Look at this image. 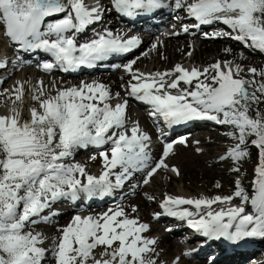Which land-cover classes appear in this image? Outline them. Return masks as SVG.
<instances>
[{
    "label": "snow or ice",
    "instance_id": "6c2138e0",
    "mask_svg": "<svg viewBox=\"0 0 264 264\" xmlns=\"http://www.w3.org/2000/svg\"><path fill=\"white\" fill-rule=\"evenodd\" d=\"M112 6L129 17L169 7L164 0H112ZM180 9L198 21L193 27L222 22L232 30L223 35L264 52V0H174V10ZM102 11L89 8L85 0H0V30L22 49L50 53L54 62H45V71L92 68L115 54L131 52L141 43L135 36L124 39L110 31L78 43L76 35L100 21ZM183 30L189 31L187 27ZM134 63L124 66L131 73L128 95L149 105L153 118H162L169 127L190 121L230 125L236 131L229 136L237 143L228 150L229 158L240 161L247 157L250 137H255L250 142L259 153L251 198L239 181L234 193L242 205L250 203L251 212L244 206L212 210L213 204H230L231 196L166 197L161 205L165 212L186 219L189 227L208 240H224L239 247L248 238H264V110L257 107L255 115H249L253 105L264 103V71L250 68L251 78H244L239 65L233 71L230 65L222 69L217 62L203 71L176 65L172 71L145 74L134 72ZM193 81L194 87H180L181 82L192 86ZM11 95L14 103L10 113L0 114V264H155L147 254L155 251L152 246L156 241L141 235L148 225L129 218L119 206L99 216H74L59 230L60 236L50 249L43 246L41 233L30 230L38 218L47 219L41 214L55 202L77 201L81 195L86 199L110 196L133 171L148 168L151 137L138 124L126 127L127 100L113 107L111 93L98 82L59 89L54 96L37 88L32 99L39 102V109L32 107L30 119L25 120L16 105L22 102L23 86H15ZM108 144L110 149L100 153L104 170L99 176L89 174L80 164L65 163L77 148ZM172 148V143L166 144L164 157ZM161 167H167L163 159L147 177ZM148 182L146 178L144 183ZM182 205H193L197 211ZM202 208L207 211L202 212ZM98 246L104 248L101 257L107 258L95 257Z\"/></svg>",
    "mask_w": 264,
    "mask_h": 264
},
{
    "label": "bare ground",
    "instance_id": "6f19581e",
    "mask_svg": "<svg viewBox=\"0 0 264 264\" xmlns=\"http://www.w3.org/2000/svg\"><path fill=\"white\" fill-rule=\"evenodd\" d=\"M100 1L102 3V2H105L106 0H100ZM187 2L190 3V2H192V0H187ZM180 12H181V14H183V17L181 18V20L179 22L180 24L182 22H184V24H186V25H188V24L189 25H195L198 23V21H196L195 18H192L188 21H185L188 14L184 9L171 10L170 13L167 15V17L164 20H162L159 27L154 28V30H151L150 32L139 30L142 33V34L140 33L141 38H142L141 43L136 48H134L131 52L125 53L124 56H122L120 59H124V58L129 57L127 62L129 60H131L133 58V55H134V54L131 55L133 52H136L137 49L142 47V46L146 47L148 45V43L145 44V42L149 41V38H152L154 36V33L160 34L166 28H169L170 24L174 23L172 20H174L175 14L180 13ZM101 15H102V17H101L100 21L93 23L92 25L88 26L87 29L83 33H79L76 35V39H77L78 43H81V42L83 43V42L87 41L91 36L94 37L97 33H99L102 30V28H105L104 25L106 23H107L108 27H115L116 29L121 30V27H122L121 21L118 22V19L115 17L113 9H110L109 12L107 10H104L101 12ZM107 15H110V16L107 17ZM187 22H189V23H187ZM144 23H146V22H144ZM175 24H177V23H175ZM141 25H143V24H141ZM186 25H184L183 27H185ZM205 26L211 27V30L207 29V30H204V32H202L206 35H210L208 38L203 37L202 34H199V31H197L199 28H206ZM219 26L224 27L223 29H225L224 31H221L222 33L232 32L231 28L228 25H225L219 21L213 22L210 25H201L199 28H196V27L188 28L189 29L188 32H184L183 28H180L178 34L166 35L162 38L161 42L158 41L157 45H155L156 46L155 49H151L153 47L148 46V48H146L147 53H144V55H141L139 58L134 60L135 63L133 65V69H138L139 67L140 68L146 67L149 70L145 71V74L150 73V69L152 71H161V70L172 71V70H174L176 63H177V64H180L185 69H188V70H191L192 68H197L200 71H203L205 68H210L215 63L220 62L222 69L225 68V64H228L232 67L233 71H235V67H236L237 63L233 60V56L230 54L231 52L229 53L228 50L226 52H224L222 50V47L219 44L211 43V42H216V41L220 42V41H223L224 39H227V38L218 36L219 35L218 29L220 28ZM212 31H216V32L213 35H211ZM82 34L85 36L81 37ZM232 35H235V33H232ZM186 38H188L189 40L187 41ZM195 38H198V39H196L197 41L195 40ZM230 39L232 40L231 42L234 43L232 45V47L235 48L237 51L239 50L238 47H236L237 42H238L237 44H239V48L244 49L243 48L244 47L243 42L236 41V40L232 39L231 37H230ZM206 41H210V42H206ZM176 42H178V44ZM9 44H10V42L8 40V45ZM250 49H251V47H249L245 50H250ZM23 51H24V55H28V56H34V55L41 56L43 53V51H41V53H40L39 50L23 49ZM175 51H178V53L175 54ZM160 52H163V55L165 56L164 62H161V60H160ZM189 53H190V55H189ZM255 53H257V50H255ZM152 54H154V57H153L154 60L152 59ZM28 58H31V57H28ZM33 59H34V57H32L30 60L33 61ZM145 59H148L147 62L151 61L152 67H150L151 64H149V63L147 64V62L141 63V65H139V62L141 60H145ZM178 59H182V60L179 61ZM118 60H119V58H118ZM152 60H153V62H152ZM115 61H117V59H115V58H113L111 60L101 61V62H98L97 65L92 67V68H83V69H79V70L74 71V72H68L66 74H63L60 72H55V74L52 75V76H54L53 79H50L51 76L45 75L44 74L45 72L43 73L40 70L35 71V74L36 75L44 74V78H42L43 81H42L41 87L43 88V91H44L46 96L54 95V89L56 90V93H57V91L59 89H65V88L73 87V86L79 87V86H81L82 83H89V82L92 83V81H93V82L102 83L107 87V89L111 93V100L110 101L120 102L121 98H124V93L127 91V84H126V87H123V89H122L121 83L122 82L126 83L128 80H131V73L130 74H128L129 72L124 73L122 70H117V69H116L117 71H113L112 69H110V67H104V69H106V70L101 69V64H106L107 66H109L110 64H113ZM230 61H232V62H230ZM47 62H49V60H47ZM141 62H143V61H141ZM173 63H175V65L173 67H164V68L160 67L161 65L165 66L166 64L171 66V64H173ZM156 64L158 65V67ZM201 65H206V67L205 68L201 67ZM16 70H17V75H18V67L17 66H14L11 71L7 72L6 81H7V78L10 77V75H12L16 72ZM19 73H20L19 74L20 77L19 76L16 77L17 81L10 82L7 86H5V88L0 87V114H9L10 113V109L13 107V103H14V97L11 95V90L15 86H18V85L23 86V96L27 92V89L25 86H27L29 88V90L33 89L31 93H34V94L36 92V89L39 88V87H37L38 86L37 82H39V80L35 83L33 80H30V79L28 80V76H30L31 73H33V68L31 65L25 64L22 67V72H19ZM89 74H91V76H86ZM151 74H153V73H151ZM57 75L59 77H61L62 79L64 78V80H68V79L69 80L70 79L71 80L77 79V80H73V82L69 83V82L62 80L61 78H59L60 80L57 79L56 78ZM240 75L244 76V74L242 72L240 73ZM33 78H34V75L32 76V79ZM201 78H204V77L201 76L200 79ZM4 79H2L0 82L3 83L5 81ZM133 82H135V81H133ZM35 84H37V86H35V88H34ZM53 84H54V86H52ZM193 85H194V81H193ZM5 89L9 90V92L5 93ZM172 91L175 92L176 90H172ZM31 93L29 94V96L31 95ZM8 94H10L11 96H9ZM29 100H30V97H29V99L27 98V100L25 102H23L22 104L16 103V105L17 106H23V105L25 106V104H27V106H28ZM110 103L112 105V102H110ZM132 107L137 108L140 112H138L137 114L134 115V112L131 111ZM36 108L39 109V105H37ZM126 115H127L126 127L128 129H130L133 122L137 121L138 124L144 126L145 128L150 129L152 135H154V132L150 128L151 127L150 122L148 121L147 117L144 115L143 111L141 110V108L139 106H137L133 103L129 104L127 106V109H126ZM223 127H224V125L218 124L215 121H190V122H187V124L185 125V129L188 130V132H187L188 136L186 138V142L188 143V147L190 150H189V152L187 151V153L184 155L183 158H180V157L177 158V160L180 162L182 172H184V170L187 168L191 174H196L197 171L198 172H200V171H202V172L214 171L218 167V163H216L214 160H213V162L211 161V158H214V152L211 151L210 147L208 146L211 143V140L208 139L210 137H208V138L206 137L205 134L207 132L205 130H204L205 131L204 132L202 130V128H206V130H208V129H212V131L214 130L213 132L210 133V135L215 137V133H216L215 130L217 128L220 129ZM231 127H233V126H231ZM197 128H201V129L198 131H195L194 133L193 132L190 133L191 130H195ZM189 133H190V137H189ZM195 141L196 142L199 141L200 144H203L204 150H201L200 152H196L193 149L194 146L196 145ZM193 143H195V144L193 145ZM180 145L181 144H177L176 146H180ZM99 148L100 147L92 146V145H89L87 147L77 148L74 150L72 156L65 160V163H68V164L78 163L79 164V163H82L84 161L86 163H88V161H89L88 157L93 156L92 155L93 153H95L96 155H100V153L102 151H107L110 149L108 146H105V145L102 146V148H100V149ZM159 149L160 148H154L151 151V156L155 157L158 154ZM191 150H192V153H191ZM89 152H91V153H89ZM206 157H209L210 160L208 159L209 161H207ZM90 164H93V163L90 162ZM100 167H102V166H99L96 168L98 169ZM142 171L143 170L133 171L131 177L133 176L135 178H139L141 176ZM162 171H163V168L159 169L156 174H153L151 177H149V182L151 179H152L151 182H153L154 178H157L158 173L159 172L161 173ZM89 174L93 175V173H91V172ZM130 178L128 180H126L120 188H118V189L116 188L113 190L114 198L105 197L100 202H95L91 206H82L84 204L83 200L85 199V197L83 195H81V198L78 200V202L76 204H72V202L70 203L69 199H61V200L55 202L50 209H46L45 212L41 214L42 217H47V219L44 220V219L38 218L37 223L34 225H31L30 229L36 233H41L44 237V245L43 246L51 248L53 241L55 239L54 237L58 236L57 231L62 229L64 226L68 225V223L73 219V214L76 212H79V211L74 210L77 208H83L80 211H84L88 215L99 216L100 214L103 213V211L108 212L109 209H116L119 206V207L124 208L125 212L129 216V218H135L136 216H134V214L131 213V211L129 210L130 208H128V205H131L130 203L133 202V203L138 205L139 210L142 212V215L140 216L142 220H140L139 218L136 217L137 219H139L138 220L139 223H142L140 221L149 220L150 216H152L150 209L154 210V211L158 210L159 211L158 214H161L163 211V209L161 208V205L163 204L165 198L167 197V196L165 197V195L170 194V193L163 194L162 191H160V192L159 191H156V192L149 191L148 193L154 194L159 199V201H157V205L155 202L154 204L156 206H154L153 204L149 203V201L147 200L148 194L142 193L143 190H150L149 189L150 186H148V184H150V183L148 182L147 184L142 185L141 182L138 181L136 183V185L133 187V189L131 190V187H127V184L131 181ZM167 179H168V176H167ZM156 184H157V182H156ZM172 187H173L172 182L170 181V183H168V189L172 190ZM127 189H130V190L127 191ZM122 192H123V195H122ZM159 193L160 194L162 193V194L160 195ZM174 194H176V192H174ZM144 195H145V197H143ZM191 195H193V194H191ZM130 196H132V197L129 198ZM184 196H181V197L183 198ZM189 197H192V196L189 195ZM193 197H195V196H193ZM115 198H118V199L116 200ZM191 199H195V198H191ZM209 199H211V198H209ZM233 199H234V197H233ZM233 199H232L230 204L229 203L213 204L212 210L213 211H219L220 208H222L224 206H226L224 209H227L228 207L235 204L233 202ZM236 201H238V200H236ZM239 203H242V202L239 200L237 204H239ZM134 206H136V205H134ZM182 207H186L189 211H192L194 213L197 211L193 205H185V206H181V208ZM132 208H134V207H132ZM246 209H249L248 210L249 212L252 211V210H250V208H246ZM201 211L204 212V211H207V209L202 208ZM162 217L163 216H161L160 218H162ZM55 225L59 226V228H57ZM157 225L156 224L151 225L152 227L148 228V232H153L156 229V227H158ZM38 226H44V230L39 232L37 230ZM175 228L182 231V232H184V231L187 233L189 232L192 235L197 234L196 238L200 242L198 245L199 246V252L198 253L193 252V254H191V256L193 257V261L190 262V260H192V258L190 260H181L182 258L180 257L181 259L178 260L179 261L178 264H210V262L213 261V260H211L212 256H215V259H214L215 264H233L234 262H232V261L236 258L247 262V264L249 262H254V263L257 262L258 264H264V259L262 261H260L255 256V253L259 250V247H264V238H259V237L248 238L247 242H246L247 247L245 250L233 249V250H230V251L224 253L225 248L223 245L219 244L218 241L208 240L207 238H205V237L201 236L200 234H198L197 232H195V229H193L189 226L188 227L185 226L184 223H178ZM154 232H157V231H154ZM162 234L163 235H160L159 237L157 236V238L154 239L156 241V244L153 245L152 247L153 248L155 247V251L148 253L147 255L149 257H153V258L160 257L161 264H166L168 262V259H170V256L173 257L175 255V252H177L178 250L180 251L181 243L179 241L174 240L171 233L167 234V232H165ZM59 236H60V231H59ZM143 236H145V235H143ZM96 249H98V248H96ZM260 251H263V248H261ZM258 253H257V255H258ZM48 259H49V261H51L50 255H49ZM175 262H176V260H175ZM167 264H169V262ZM237 264H242V263L239 262Z\"/></svg>",
    "mask_w": 264,
    "mask_h": 264
},
{
    "label": "rangeland",
    "instance_id": "374dc122",
    "mask_svg": "<svg viewBox=\"0 0 264 264\" xmlns=\"http://www.w3.org/2000/svg\"><path fill=\"white\" fill-rule=\"evenodd\" d=\"M177 14H175V17L177 16ZM109 16L110 15H107V17H109ZM188 20L189 19H186L185 21H188ZM182 23L184 24V22H182ZM187 23H189V22H187ZM184 25H186V24H184ZM207 29L211 30V27L203 28L200 31H204ZM218 30H221V29H218ZM200 31H199V33H201ZM214 32L215 31H212V33H214ZM218 36L224 37L227 39H224L223 41H220V42L216 41V42H211V43L219 44L222 47V50L224 52H226L227 50L229 51V53L231 52L230 54L233 56V60L237 63V65L240 66L241 69H243V71H241V72L244 74V76H243L244 78H251L252 74L249 73V71H248V69H250V68H256L258 70V72L264 71V52H261L260 50L254 49L253 47H251L250 50H245V49L249 48V46L245 42H243V44H244L243 48L244 49H242V48L240 49L239 44H237L238 42L236 43V47H238V49H239L237 51L235 48L232 47V45L234 43L231 42L232 40L230 39V36H227V35L225 36V35L221 34V32H219ZM154 37L155 36H153L152 38H149V41L145 42V44L148 43V45L146 47L142 46V47L138 48L137 51L133 53L134 54L133 58L129 61L131 62L132 60L139 58L141 55H144V53H147L146 48H148V46L153 47L152 42L154 40ZM155 39H156V37H155ZM196 39H198V38H195V40ZM186 40L188 41L189 39L186 38ZM206 42H210V41H206ZM176 43L178 44V42H176ZM151 49H155V47H153ZM255 50H257V53H255ZM177 53H178V51H175V54H177ZM153 57H154V54H152V59H153ZM164 58H165V56L163 55V52H160L161 62H164ZM153 60H152V62H153ZM178 60L181 61L182 59H178ZM141 61H143V62H141ZM141 61L139 62V65H141V63L147 62L148 59L141 60ZM230 62H232V61H230ZM127 63H129V62H127ZM148 63L151 64V61L147 62V64ZM175 63L171 64V66L167 65V64L165 66L160 64L161 66L160 65L159 66L162 68L173 67L175 65ZM176 65H180V64L176 63ZM150 67H152V64ZM157 67H158V65H157ZM201 67L205 68L206 65H201ZM119 69H121V68H118L117 70H119ZM117 70H113V71H117ZM134 70L135 71L137 70L138 72L140 71L141 73H145V71H148L149 69L146 67H141V68L139 67L138 69H134ZM19 72L20 71H18V75H17V70H16V72L14 74L10 75V77L7 78V81L5 79L6 82L4 81L3 83L0 84V87L5 88V86H7L10 82L17 81L16 77L19 76V74H20ZM54 74L55 73H49L46 75L51 76L50 79H53L54 76H52V75H54ZM128 74H130V73H128ZM214 74H215L214 72H210L209 75H214ZM86 76H91V74L86 75ZM56 78L59 79L61 77H59L57 75ZM201 79H204V78H201ZM62 80H64V78ZM73 80H77V79H72V80L68 79V80H64V81L70 83V82H73ZM195 82L196 81H194V85H195ZM37 83H38V86H37V84H35L34 88H35V86L42 88L41 87L42 82L39 81ZM92 83H93V81H92ZM124 84L125 83H123V82L121 83L122 89L124 87ZM52 86H54V84ZM187 86L193 87V86H189V85H187ZM25 87L27 89V92L23 96L22 102H16V103L22 104L23 102H25L27 100V98L29 99V97H30L28 106H27V104H25V106L24 105L18 106V107H20V109L22 111L23 119L28 120V119H30L31 108L39 105V102L34 101L32 99L34 93H31V95L29 96L30 90L27 86H25ZM55 93H56V90L54 89V95H56ZM8 95L11 96L10 94H8ZM54 95H52V96H54ZM262 106H264V103H261L258 106L253 105V109L249 112V115L254 116L255 115V109L257 107L260 109ZM131 111L134 112V115L137 114L138 112H140L135 107H132ZM133 124L136 125L138 123H137V121H135L132 123V125ZM200 129L201 128L191 130L190 133H192V132L194 133L195 131H198ZM202 130L203 131L205 130L207 132L205 134L207 138L210 137L208 139L211 140V143L208 146L210 147V150L214 152V158H211V161L213 162V160H214L216 163H218V167L214 171H209V172H202V171L198 172L197 171L196 174H191L187 168L184 170V172H182L180 162L177 160V158L178 157L183 158L184 155L187 153V151L189 152L190 149L188 147V143L186 142L184 144H181L180 146H175L176 148L173 147L171 153H169V155H168V160L166 162L167 167H163V171L161 173L160 172L158 173L157 178H154L153 182H151L152 179L150 180V182H149L150 184H148V186H150V188H149L150 190H143V192H142L143 194H148L147 200L149 201V203L156 206L157 201H159V199L154 194L148 193L149 191H152V192L162 191L163 194L170 193L167 195H170L171 197H176V196L181 197V196L185 195L183 198H208V197L214 198L216 196H224V197L225 196H231V197H234L233 202L238 203L240 197H235V195H234V193L237 191V181H239V186L241 188H243L244 190H247V189L250 190L251 179H252V176L255 174L254 169L257 167L258 162H259L258 149L255 146H253L250 142L251 139H254L255 137L249 138V143L247 145V151H248L249 155L240 161H235V160L229 158L227 155L228 150L230 148H232L237 143V141L233 137L229 136L230 132L236 131L233 127H229L228 125H226V130H223L222 128H220V129L217 128L215 130L216 131L215 137L210 135V133L213 132L214 130L213 131H212V129L206 130V128H202ZM146 133L148 134L147 131H146ZM190 133H189V137H190ZM195 143H196V145L194 146L193 149L196 152H200L201 150H204L203 144H200L199 141L198 142L195 141ZM195 143H193V145ZM108 145H110V144H108ZM153 146H155V144H152V143L149 144L150 149H152ZM89 153H91V152H89ZM191 153H192V150H191ZM92 155L93 156L89 155L90 157H88L89 158L88 163H86L85 161L82 163H79L80 165L84 166L85 169L87 168L86 170L88 173H90V172L93 173L92 170L97 169L96 167L102 166L100 168H103V158L101 157V155H96L95 153H93ZM93 157H95V159H93ZM221 157H224V159H221ZM206 158H207L206 159L207 161L210 160L209 157H206ZM90 162L93 164H90ZM74 164H78V163H74ZM237 168L239 169V171L234 170ZM173 169H176V171H173ZM177 172L179 174H177ZM167 176H168V179H167ZM169 180L172 182V186H173L172 190L168 189V183H170ZM156 182L158 185L156 184ZM130 186H132V185H130ZM130 186L127 185V187H130ZM174 192H176V194H174ZM191 194H193V195H191ZM167 195H165V196H167ZM189 195L192 197H189ZM193 196H195V197H193ZM131 197L132 196H130L129 198H131ZM143 197H145V195ZM236 200H238V201H236ZM155 202H156V205L154 204ZM130 204L131 205H128V208H130L129 210L131 211V213H133L134 216H136L137 218L142 220L140 217L142 215V212L139 210L138 205L133 203V202H131ZM134 205H136V206H134ZM132 207H134L136 209V211L131 210V209H133ZM150 211H151V213H153L154 210L150 209ZM136 217H135V219H137ZM151 217L152 216H150L149 220L140 221V222H142L141 224L148 225V228L152 227L151 225H155V224L157 225L158 224L157 225L158 227H156V229L154 230L157 232H154V231L148 232V229H147V232H144L141 235L142 236L145 235V236H143L144 238L154 240L155 238H157V236L159 237L160 235H163L162 233H165V231H162V228H160L161 227V225L159 224L160 222L153 220ZM139 219H137V220H139ZM55 226L57 228H59V226H57V225H55ZM37 230L39 232L43 231L44 226H38ZM57 233H58L57 237H59V231H57ZM167 234H169V232H167ZM57 237L55 236L54 238H57ZM114 247H115V245H114ZM97 248L98 249H95L93 254L95 255V257L97 259H99L98 255L104 251V248H103V246H98ZM154 250H155V247H154ZM175 254H177V252H175ZM188 256L189 255L177 256L178 258L177 257L172 258L170 256V259H168V262H169V264H178V262H179L178 260L181 258H182L181 260H190L192 258V260H190V262H192L193 257L192 256L188 257ZM151 258L155 261V264H161L160 257H155V258L151 257ZM175 260H176V262H175ZM90 264H91V262H90Z\"/></svg>",
    "mask_w": 264,
    "mask_h": 264
},
{
    "label": "trees",
    "instance_id": "16d2710c",
    "mask_svg": "<svg viewBox=\"0 0 264 264\" xmlns=\"http://www.w3.org/2000/svg\"><path fill=\"white\" fill-rule=\"evenodd\" d=\"M256 79H260V77L257 76ZM260 109H261V110H264V106H262Z\"/></svg>",
    "mask_w": 264,
    "mask_h": 264
}]
</instances>
